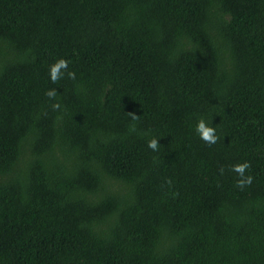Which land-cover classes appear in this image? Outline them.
Wrapping results in <instances>:
<instances>
[{
    "label": "trees",
    "instance_id": "1",
    "mask_svg": "<svg viewBox=\"0 0 264 264\" xmlns=\"http://www.w3.org/2000/svg\"><path fill=\"white\" fill-rule=\"evenodd\" d=\"M0 264H264V0H0Z\"/></svg>",
    "mask_w": 264,
    "mask_h": 264
},
{
    "label": "clouds",
    "instance_id": "2",
    "mask_svg": "<svg viewBox=\"0 0 264 264\" xmlns=\"http://www.w3.org/2000/svg\"><path fill=\"white\" fill-rule=\"evenodd\" d=\"M68 65V60L60 58L50 67L49 74L50 79L53 83L59 81L62 78L64 72H67V75L70 79H75V72L67 71ZM45 95L50 99H54L57 96V91L55 89H50L45 93ZM52 107L54 109H58L60 105L56 103L53 104ZM129 115L132 117L133 120L139 119V117L134 113H129ZM196 132L199 134L200 138L208 145L215 144L219 139L216 134L215 127L209 126V123L203 118L198 121L196 125ZM159 145L160 143L156 138H153L148 142V147L153 151H158ZM250 167L251 165L249 162H244L232 166L231 170L241 177V179L236 182L237 187L243 189L244 187L251 185L253 177L250 175L245 177L244 175L245 171ZM220 171L221 174H223L224 169L221 168ZM169 183H171V181H169Z\"/></svg>",
    "mask_w": 264,
    "mask_h": 264
}]
</instances>
